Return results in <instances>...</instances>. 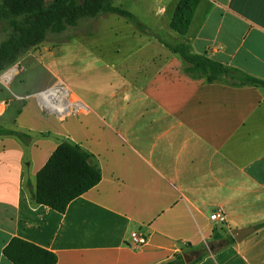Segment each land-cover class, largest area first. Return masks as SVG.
<instances>
[{"label":"crops","instance_id":"crops-1","mask_svg":"<svg viewBox=\"0 0 264 264\" xmlns=\"http://www.w3.org/2000/svg\"><path fill=\"white\" fill-rule=\"evenodd\" d=\"M177 2L163 6L170 17ZM170 32L174 44L264 81V0H199L186 33ZM69 45L58 50L60 66ZM31 56L18 64H35ZM155 60L125 80L130 95L119 107L89 104L66 84L82 110L74 117L67 95L59 109L46 101L49 78L25 90L15 84L22 63L1 75L0 123L58 140L0 137V264H12L2 250L13 237L53 252L56 264H159L178 253L190 257L184 264H264V226L255 227L264 221V86L208 83L183 73L176 55ZM64 140L90 153L101 179L57 212L29 191ZM218 208L226 221L213 231ZM248 226L241 241L216 244V232L223 239L224 229ZM134 231L146 244L132 241Z\"/></svg>","mask_w":264,"mask_h":264},{"label":"trees","instance_id":"trees-1","mask_svg":"<svg viewBox=\"0 0 264 264\" xmlns=\"http://www.w3.org/2000/svg\"><path fill=\"white\" fill-rule=\"evenodd\" d=\"M199 0H178L170 20L172 30L184 35L193 11ZM116 14L134 24L141 33H147L146 26L132 12L112 3V0H56L53 6H44L42 0L0 1V72L14 64L27 51L48 42L50 36L65 32L78 25L81 18H96ZM71 38L61 42H67ZM166 47L178 56L182 72L191 78H203L206 82H223L232 86H264V81L244 71L225 65L220 61L196 53L186 42ZM11 136L26 145L31 136L25 131L6 128L0 123V137ZM101 179L100 168L93 164L91 155L79 144L61 141L56 145L35 176V186L29 191V198L41 204L64 212L70 201L83 194ZM264 226V221L256 229ZM213 231H216L213 229ZM216 244L234 242L231 234L223 239L216 232ZM12 264H56V255L44 248L18 237H13L2 250ZM199 258V257H198ZM183 254L159 264H184Z\"/></svg>","mask_w":264,"mask_h":264},{"label":"rangeland","instance_id":"rangeland-1","mask_svg":"<svg viewBox=\"0 0 264 264\" xmlns=\"http://www.w3.org/2000/svg\"><path fill=\"white\" fill-rule=\"evenodd\" d=\"M42 1L44 6H53L56 2V0ZM167 1L125 0L121 3L120 7L132 12L138 21L146 26L147 33L139 32L133 23L112 13L90 19L81 18L77 26L68 28L61 34L50 36L48 42L34 47L31 58L35 64L31 63L32 61L28 63L27 60L19 61L25 69L16 79L15 84L21 89L28 90L33 81L41 75L51 80L49 89H66L68 85L89 104L109 108L125 104L123 98L130 95L125 80L134 77V72L139 69L140 63L150 58H156L155 62L158 58L165 62L175 55L166 47V44L174 45L176 42L170 37V31H173L170 26L172 11L170 6L167 12L163 7ZM116 2L114 4H117ZM4 36L3 33L0 34V40ZM68 37L71 39L67 44L61 42ZM96 42H100L102 46L98 48L94 45ZM68 44L71 45L67 48L66 62L60 66L58 50ZM35 58L43 60L44 65L38 64ZM21 63L18 64L16 61L4 71L14 66L20 68ZM4 71L0 72V77ZM72 91L67 93V101L71 104L66 108V116L74 117L82 110L75 106L74 100L77 98L72 96ZM112 94L115 96H111ZM21 131L28 133L31 140L56 137L52 131ZM65 139L70 140L69 137ZM219 226L223 225L210 224L211 229L215 230ZM224 232L229 234L227 229H224Z\"/></svg>","mask_w":264,"mask_h":264},{"label":"built area","instance_id":"built-area-1","mask_svg":"<svg viewBox=\"0 0 264 264\" xmlns=\"http://www.w3.org/2000/svg\"><path fill=\"white\" fill-rule=\"evenodd\" d=\"M209 219L214 222L223 223L226 221L225 211L222 208H218L217 210L213 211L209 215ZM130 235H131L132 241L135 244L142 245V244H146L147 242L146 236L143 234H140L137 231L132 232Z\"/></svg>","mask_w":264,"mask_h":264},{"label":"bare ground","instance_id":"bare-ground-1","mask_svg":"<svg viewBox=\"0 0 264 264\" xmlns=\"http://www.w3.org/2000/svg\"><path fill=\"white\" fill-rule=\"evenodd\" d=\"M5 80V78H2ZM68 89H61V88H53L50 92H48L45 97L48 104H50L54 109H59L61 104L66 103L65 96L68 93Z\"/></svg>","mask_w":264,"mask_h":264},{"label":"water","instance_id":"water-1","mask_svg":"<svg viewBox=\"0 0 264 264\" xmlns=\"http://www.w3.org/2000/svg\"><path fill=\"white\" fill-rule=\"evenodd\" d=\"M8 70L4 71L3 74L8 73L9 72ZM253 230H254L253 226H248L244 228H234L230 230V234L232 235L235 241H241L246 235L251 233ZM183 259L185 262H188L190 260V257L186 253H184Z\"/></svg>","mask_w":264,"mask_h":264}]
</instances>
